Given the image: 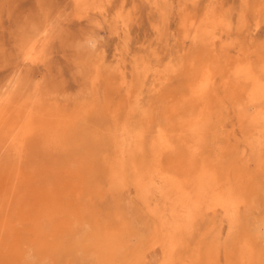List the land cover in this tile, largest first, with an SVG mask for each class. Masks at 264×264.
Returning a JSON list of instances; mask_svg holds the SVG:
<instances>
[{
  "label": "rangeland",
  "instance_id": "374dc122",
  "mask_svg": "<svg viewBox=\"0 0 264 264\" xmlns=\"http://www.w3.org/2000/svg\"><path fill=\"white\" fill-rule=\"evenodd\" d=\"M83 3L0 0V92L42 91L50 104L76 118L69 133L65 131L68 135L62 134L60 146L67 151L63 154L69 152V158L80 162L85 152H93L102 171L110 164L119 167L120 161L124 170H118L112 184L119 189L121 202L124 191L130 193L129 220L136 224L145 222L149 213L133 177L162 170L169 158L161 143L166 140L175 152L196 148L225 195L235 191L234 169L249 173L261 190L256 216L263 214L264 139L258 143L256 130L238 126L234 98L221 86L223 75L216 76L210 97L199 106L181 99L195 74L191 64L203 49L199 41L184 37L185 19L199 16L202 9H215L226 24L227 43L240 40L229 48L231 55L236 51L263 55L264 0H175L165 11L160 0H109L105 14L83 12ZM26 37L39 40L35 57L24 54ZM96 72L100 91L95 89ZM189 125L200 128L196 141L183 129ZM111 193L96 194L93 205L106 210L112 204ZM249 222L231 225L227 218L220 223L214 217L197 218L186 237L182 261L202 257L204 244L218 229L223 245L240 224ZM263 236L261 231L259 248L251 259L245 257L246 263L264 264Z\"/></svg>",
  "mask_w": 264,
  "mask_h": 264
},
{
  "label": "bare ground",
  "instance_id": "6f19581e",
  "mask_svg": "<svg viewBox=\"0 0 264 264\" xmlns=\"http://www.w3.org/2000/svg\"><path fill=\"white\" fill-rule=\"evenodd\" d=\"M83 1V12L97 14L104 12L109 0ZM174 1L160 0V9L167 10ZM225 31L223 18L212 8L185 19L184 37L199 41L203 49L191 64L195 74L181 102L199 106L207 101L216 76L222 74L221 86L234 98L238 126L256 130L260 143L264 139V54L236 51L231 55L229 48L240 40L227 43ZM38 41L26 37L24 54L34 56ZM98 77L96 72L95 89L100 91ZM201 109L207 112L206 107ZM75 119L50 104L42 91L0 94V264H185L182 252L194 221L212 217L219 223L227 218L231 225L242 220L251 225L240 224L223 245L220 229L213 232L202 257L187 264H220L222 248L223 264H248L245 257H253L261 231L264 235V212L256 216L261 190L249 173L234 169L235 191L225 195L216 173L196 148L175 152L163 141L169 158L162 170L133 175L149 213L145 222L136 224L129 220L130 193L124 191L121 202L119 189L112 184L118 180V170H124L120 161L119 167L110 164L102 171L93 152H83L80 162L69 158V152L63 154L67 151L60 146L61 138ZM183 129L191 131L196 141L199 127ZM109 192L112 204L104 211L97 209L92 203L96 194Z\"/></svg>",
  "mask_w": 264,
  "mask_h": 264
}]
</instances>
